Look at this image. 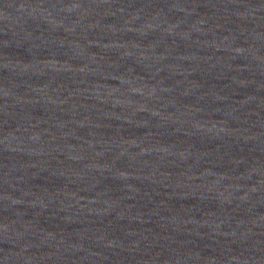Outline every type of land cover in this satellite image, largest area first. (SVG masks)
<instances>
[{
  "label": "water",
  "instance_id": "1",
  "mask_svg": "<svg viewBox=\"0 0 264 264\" xmlns=\"http://www.w3.org/2000/svg\"><path fill=\"white\" fill-rule=\"evenodd\" d=\"M0 195L264 264V0H0Z\"/></svg>",
  "mask_w": 264,
  "mask_h": 264
}]
</instances>
